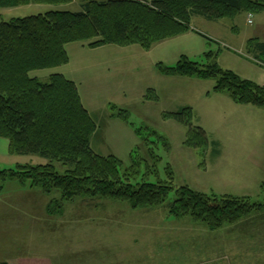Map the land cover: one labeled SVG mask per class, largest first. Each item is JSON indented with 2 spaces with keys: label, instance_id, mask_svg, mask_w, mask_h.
I'll list each match as a JSON object with an SVG mask.
<instances>
[{
  "label": "rangeland",
  "instance_id": "374dc122",
  "mask_svg": "<svg viewBox=\"0 0 264 264\" xmlns=\"http://www.w3.org/2000/svg\"><path fill=\"white\" fill-rule=\"evenodd\" d=\"M85 1L90 0L0 8V22L51 10L80 12ZM253 14L252 25L247 13L218 22L195 17L194 32L150 50L139 45L92 48L89 42L70 43L66 45V65L29 75L46 82L51 75L61 74L74 81L84 107L102 127L92 140L93 149L115 155L124 167L132 165V153L140 146L136 160L147 158L148 149L136 133L142 129L141 137L157 158L149 159V168L141 161V174H147V181L161 180L175 190L189 186L206 194L247 196L264 202L263 185L246 188L245 171L240 172L238 162L229 157L245 140L238 137L241 125L234 126L242 120L231 122L233 111L222 99L227 96L214 90L213 80L168 77L158 69L160 63L176 65L182 56L201 63L212 52L223 69L264 82V66L254 63L245 49L247 37L264 40V11ZM234 26H238L237 33ZM231 102L228 104L234 106ZM186 108L193 110V127L207 132L211 143L206 148L189 145L190 128L173 118L172 114ZM122 109L127 111L126 120L111 117ZM262 121L253 122L263 125ZM244 122L249 131L253 125ZM101 136L105 143L100 142ZM216 149L227 154L217 167L212 162ZM235 154L239 156V151ZM48 163L38 155L2 154L0 172L19 173V166ZM175 190L167 203L176 198ZM51 204L57 211L54 214L49 212ZM169 216L166 206L134 209L123 201L95 197L66 202L59 191L48 195L41 188H32L29 181L3 180L0 175V263L19 254L45 257L50 253L44 254V249H53L57 264H264V211L255 213L257 219L251 217L211 233L189 219Z\"/></svg>",
  "mask_w": 264,
  "mask_h": 264
},
{
  "label": "trees",
  "instance_id": "16d2710c",
  "mask_svg": "<svg viewBox=\"0 0 264 264\" xmlns=\"http://www.w3.org/2000/svg\"><path fill=\"white\" fill-rule=\"evenodd\" d=\"M73 1L0 0V8ZM81 7L80 12L51 10L0 22V137L9 140L11 154L38 155L49 161L46 165L19 166V173L1 171L2 179L29 181L32 188H41L48 195L59 191L66 202L95 197L123 201L134 209L166 206L171 217L189 219L208 233L256 218L255 213L264 211V202L250 197L206 194L189 186L175 190L161 180L147 181L141 164L145 162L149 168V159L157 158L141 137L142 129L136 133L148 149L147 158L136 160L138 147L130 167H124L115 155L95 152L92 140L101 127L84 107L77 84L61 74L51 75L46 82L29 74L66 65V45L70 43L89 42L92 48L139 45L150 50L158 43L194 32L195 17L211 22L235 20L241 14L264 11V0H90ZM247 51L264 64V42L250 40ZM205 58L200 63L182 56L176 65L160 63L158 69L168 77L213 80L214 90L234 103L264 109V85L223 69L212 52ZM126 115L122 109L111 117L126 120ZM172 115L190 128L189 145L196 149L208 146L207 132L192 125L191 108ZM173 190L176 198L167 203ZM48 208L52 214L57 212L53 204Z\"/></svg>",
  "mask_w": 264,
  "mask_h": 264
},
{
  "label": "crops",
  "instance_id": "0c3cea01",
  "mask_svg": "<svg viewBox=\"0 0 264 264\" xmlns=\"http://www.w3.org/2000/svg\"><path fill=\"white\" fill-rule=\"evenodd\" d=\"M35 5V4H33ZM248 18V17H247ZM194 19V18H193ZM193 21V20H192ZM192 29L195 30V28L192 26ZM232 30L234 33L238 32V26L232 27ZM193 32V31H191ZM189 32V33H191ZM188 34V33H187ZM186 35V34H185ZM184 36V35H182ZM177 38V37H176ZM174 39V38H173ZM252 39H258L262 42H264L263 39H260L258 36L254 37H247L246 46L245 49L247 51V44ZM235 46V45H234ZM247 56L252 59V61L256 64L263 65L262 63L257 62L247 51ZM259 85H264V82L258 83ZM227 97L222 96V99L224 103L228 105L229 108L232 109L233 114L231 115L232 121L235 122L236 120H242L241 123L235 122L234 126L241 125V130L245 132V134L241 133L239 134V138L245 140V142H242L239 147H236L231 154L229 155L230 159L232 161H237L239 166V171L246 173V176L244 177L246 180V188H259L264 183V113L262 112L261 108H257L251 105H238L234 103L231 99L227 100ZM230 101L234 106H230L228 104ZM251 118V121H250ZM261 120L263 125H258L257 123H254V120ZM244 120H247L249 122V125L252 124L253 127L247 131V128H245V122ZM261 127V128H260ZM261 129V130H260ZM102 130V127L99 131ZM99 131L95 134L98 136ZM102 132V131H101ZM94 135V136H95ZM100 142L105 143V139L103 136H101ZM258 142H255V141ZM220 144H221V140ZM210 142V141H209ZM254 142V143H253ZM211 143V142H210ZM137 146V145H136ZM135 149V148H134ZM220 149H216V154L214 155L213 164L215 167L219 166L222 161H224L227 157L226 152H224V149L221 150L222 154H220L218 157H216L219 154ZM239 151V156L235 154V151ZM133 151V150H132ZM131 151V152H132ZM10 153V143L9 140L5 138L0 137V156L2 154H9ZM104 155V154H102ZM206 232V231H205ZM25 249V248H24ZM44 254L50 253L48 256H37V255H20L15 256L9 260H6L5 262L7 264H57L55 261V258H57V255H55V252L53 253L52 250L44 249ZM61 252V251H59ZM234 252V251H233ZM81 261L79 260L78 263ZM62 263V262H61Z\"/></svg>",
  "mask_w": 264,
  "mask_h": 264
},
{
  "label": "built area",
  "instance_id": "2783aa9c",
  "mask_svg": "<svg viewBox=\"0 0 264 264\" xmlns=\"http://www.w3.org/2000/svg\"><path fill=\"white\" fill-rule=\"evenodd\" d=\"M248 23L251 24V25L254 23V16H253V14H249L248 15Z\"/></svg>",
  "mask_w": 264,
  "mask_h": 264
}]
</instances>
